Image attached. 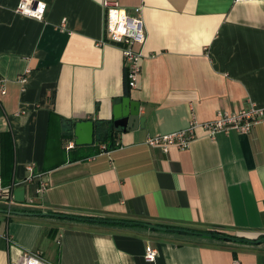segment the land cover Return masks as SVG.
Here are the masks:
<instances>
[{
  "label": "crops",
  "instance_id": "obj_1",
  "mask_svg": "<svg viewBox=\"0 0 264 264\" xmlns=\"http://www.w3.org/2000/svg\"><path fill=\"white\" fill-rule=\"evenodd\" d=\"M19 1L0 0V139L9 133L13 143L3 173L0 140V184L12 200H0V264L24 252L49 264H264V243L35 215L264 236V122L213 139L198 129L185 150L146 144L191 117L264 105V0H117L139 9L145 33L135 46L137 87L127 93L101 0H32L45 4L42 19L17 14ZM126 97L142 127H114L107 139L119 146L106 152L74 143L77 122L113 121Z\"/></svg>",
  "mask_w": 264,
  "mask_h": 264
},
{
  "label": "built area",
  "instance_id": "obj_2",
  "mask_svg": "<svg viewBox=\"0 0 264 264\" xmlns=\"http://www.w3.org/2000/svg\"><path fill=\"white\" fill-rule=\"evenodd\" d=\"M241 1V0H238ZM103 9V29L108 37V42L120 47L126 78L129 89L137 87L141 72V53L135 49L136 45H142L145 41L143 21L139 9L129 13L121 7L117 0H101ZM15 12L24 17L36 19L44 18L46 7L43 3H34L32 0H20ZM0 93L5 94L4 82L0 79ZM264 122V105L250 104L247 108H241L233 113L218 112L215 118L205 122H198L191 117L186 128L168 134H158L147 137L146 144L150 147L160 148L167 152L169 148L175 147L185 150L197 138V130H203L207 137L213 139L218 133L228 134L231 131L239 134H248L252 127ZM41 186V191L44 189ZM0 200L11 206L9 189H4L0 184ZM156 250L146 247L145 258L152 261L155 259ZM11 264H49L38 254L18 253Z\"/></svg>",
  "mask_w": 264,
  "mask_h": 264
},
{
  "label": "water",
  "instance_id": "obj_3",
  "mask_svg": "<svg viewBox=\"0 0 264 264\" xmlns=\"http://www.w3.org/2000/svg\"><path fill=\"white\" fill-rule=\"evenodd\" d=\"M144 122V117L139 116V105L137 102L131 101L129 97L121 99L120 102L115 103L113 107V126L116 129L124 131L135 130L138 127H142ZM73 136L75 138L74 143L76 145H91L94 141V125L92 121H79L74 125ZM11 212V211H8ZM15 214H21L19 212ZM33 215V213H27ZM35 215L42 216H53L60 218H68L73 220H81V221H104L98 219H89V218H81L77 216H70L58 213H37ZM108 223H122L124 225H136L142 226L148 229L155 230H173V231H181L184 233L197 234L202 236H208L213 238H218L224 241L230 242H244L249 244H262L264 243V236L259 237L257 239H248L240 236H228L222 233H199V232H191L186 229H167L164 227H160L158 225H154L151 223L144 222H131V221H106Z\"/></svg>",
  "mask_w": 264,
  "mask_h": 264
},
{
  "label": "trees",
  "instance_id": "obj_4",
  "mask_svg": "<svg viewBox=\"0 0 264 264\" xmlns=\"http://www.w3.org/2000/svg\"><path fill=\"white\" fill-rule=\"evenodd\" d=\"M126 76V74H125ZM125 91L126 93L129 90L128 87V81L127 78H125ZM114 132V126H113V121H95L94 122V142L97 144H105V147L103 148V151H109V150H113L115 148H117L119 146V144L115 143V141H111L110 139H107L108 134H112ZM1 167H2V172H10L11 171V166L10 163L13 162V143H12V137L11 134L9 133H3L1 134ZM2 141H8L10 143V148L7 147L5 148V146H3ZM102 150L95 148L94 150V154H97L99 152H101ZM3 178L5 180V175H3ZM31 213L34 214V212L31 211ZM107 221H115V220H110V219H106L104 221H100V223H108ZM164 228L167 229H176L174 226H169V225H162ZM178 229V228H177ZM188 231L191 232H198L197 230L194 229H186ZM217 231L215 230H209L206 233H216ZM201 233V232H199Z\"/></svg>",
  "mask_w": 264,
  "mask_h": 264
}]
</instances>
